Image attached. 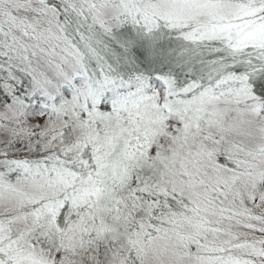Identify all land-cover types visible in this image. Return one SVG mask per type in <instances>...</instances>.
<instances>
[{
	"label": "snow or ice",
	"instance_id": "obj_1",
	"mask_svg": "<svg viewBox=\"0 0 264 264\" xmlns=\"http://www.w3.org/2000/svg\"><path fill=\"white\" fill-rule=\"evenodd\" d=\"M0 264H264V0H0Z\"/></svg>",
	"mask_w": 264,
	"mask_h": 264
}]
</instances>
